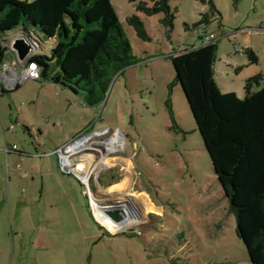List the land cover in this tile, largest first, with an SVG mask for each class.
I'll list each match as a JSON object with an SVG mask.
<instances>
[{
    "label": "rangeland",
    "instance_id": "rangeland-1",
    "mask_svg": "<svg viewBox=\"0 0 264 264\" xmlns=\"http://www.w3.org/2000/svg\"><path fill=\"white\" fill-rule=\"evenodd\" d=\"M213 1L217 11L210 14L201 0H170L176 17L167 33L163 14L148 16L130 0H112L139 61L112 81L99 105H88L84 90L46 80L29 79L18 90L0 94L3 113L12 109V122L20 119L10 132L11 145L34 154L41 145L38 155L52 159L57 145L92 135L83 156L93 161L91 192L69 180L63 187L71 193L42 195V181L37 185L16 172L4 181L3 195L11 203L18 235L13 231V239L2 243L0 264H250L236 216L176 81L172 56L200 46L202 35L214 33L215 79L221 90L243 98L247 79L258 74L263 79L253 90L261 89L264 32L256 33V27L260 22L264 26V0ZM133 14L143 19L150 41L128 24ZM36 34L45 51L54 47V39L44 40L40 30ZM247 47L258 62L250 61ZM117 132L120 148L109 144ZM22 157L17 171L23 174L32 171V161L44 159ZM92 192L105 208L116 203L127 207L132 201L150 206L141 221L115 232L95 219Z\"/></svg>",
    "mask_w": 264,
    "mask_h": 264
},
{
    "label": "trees",
    "instance_id": "trees-1",
    "mask_svg": "<svg viewBox=\"0 0 264 264\" xmlns=\"http://www.w3.org/2000/svg\"><path fill=\"white\" fill-rule=\"evenodd\" d=\"M130 1L148 16L163 14L162 25L167 33L173 30L176 10L170 0ZM201 1L209 5L210 14L217 11L213 0ZM127 22L142 40H151L139 14L128 16ZM36 30L44 40H55L48 52H43L45 42ZM15 34L33 40L37 47L29 57L40 69L36 80L84 90L90 106L103 103L112 81L139 61L112 0H0V69L12 53L6 43ZM217 52L213 40L173 55L176 81L183 86L236 216L237 234L248 249L250 264H264V87L253 90L263 76L247 79L243 98L223 92L215 79ZM244 52L251 62H258L254 50L247 47Z\"/></svg>",
    "mask_w": 264,
    "mask_h": 264
},
{
    "label": "crops",
    "instance_id": "crops-1",
    "mask_svg": "<svg viewBox=\"0 0 264 264\" xmlns=\"http://www.w3.org/2000/svg\"><path fill=\"white\" fill-rule=\"evenodd\" d=\"M262 32H264V26H262V23L260 22L258 26L256 27V33L261 34ZM43 49H44L43 52H48V51H45L46 50L45 47H43ZM7 60H10L13 65L14 64L16 65L15 57L13 54H11ZM28 80H26L24 83H26ZM46 81H51V80H46ZM21 85L14 90H18L21 87ZM0 87L2 89L0 94L2 95V93L3 94L5 93L3 91L4 87L3 86H0ZM8 91H12V90H8ZM10 110L11 111L9 113L4 114L3 110L0 108V254H2V249H1L3 246L2 243L6 240V238L13 239V236H12L13 231H15V233L18 235V230H15L14 225H13V220L11 217V214H12L11 203L10 201L5 200L4 195H3L4 194L3 193V183L4 181L9 180V178L11 179L12 173L16 172V177L18 178L25 177L29 179L30 181L31 180L34 181L35 183H37V185H39L40 181H42L41 182V190H42L41 194L42 195L44 194L46 195L49 193L55 196L57 194L58 196V194L60 193H63L65 195L71 193L69 189H67L66 187L65 188L63 187V184L65 181L69 183L68 182L69 180L71 181L76 180L82 184V182L74 174L68 171H65L61 168L59 157L57 155L54 157L52 156L53 157L52 159L48 157L49 155L39 156L38 155L40 153L39 149L42 148L41 145L39 148H37L36 154L30 153L27 150L22 151L19 148H15V149L13 148V146L16 144L11 145L10 132L11 130L15 129V123L16 124L19 123L20 119L16 118L17 122H12V120L14 119V113L12 112V109ZM7 117L10 118V121L8 120ZM24 124L27 125V127L29 128V124H27L26 122ZM38 129L42 130L40 127ZM57 147H59V145H57L56 148ZM22 156H28L25 158H29V159L30 158H35V159L44 158V159L38 160L36 162L32 161L31 164H33L34 166L31 169L35 174L32 173V171L30 173L23 174L21 172L18 173L17 171V169L21 167V162L24 160L23 159L24 157ZM45 157H48L50 159L48 158L46 159ZM92 162L93 161L89 160V163H88L91 169H92L91 167ZM38 178H40V180ZM72 206L75 207L76 205L73 204L72 202ZM15 214L17 217V211L15 212ZM8 215H9V218H8ZM21 220L22 219H16V223H18L19 225V223H22ZM29 221H32V220H29Z\"/></svg>",
    "mask_w": 264,
    "mask_h": 264
},
{
    "label": "built area",
    "instance_id": "built-area-1",
    "mask_svg": "<svg viewBox=\"0 0 264 264\" xmlns=\"http://www.w3.org/2000/svg\"><path fill=\"white\" fill-rule=\"evenodd\" d=\"M17 36L20 35H13L6 43L12 50L11 54H13L15 57L16 65H13L10 60H6L0 69V84L6 90H14L28 79H39L41 77L40 69L37 63L34 61L29 62V57L37 52V47L35 46L33 40H30V44L32 46L31 54L26 61H21L11 46L12 40ZM215 38L216 36L214 33L205 34L202 38V44L210 43L211 41L215 40ZM91 139L92 135L84 137L79 135L62 146L57 147L53 152L59 157L61 168L74 174L90 192L91 188L89 181V171L91 168L89 167L90 165H87L89 163V159L83 156V150ZM13 148L15 149L17 146L14 145ZM92 212L95 217L93 202Z\"/></svg>",
    "mask_w": 264,
    "mask_h": 264
},
{
    "label": "bare ground",
    "instance_id": "bare-ground-1",
    "mask_svg": "<svg viewBox=\"0 0 264 264\" xmlns=\"http://www.w3.org/2000/svg\"><path fill=\"white\" fill-rule=\"evenodd\" d=\"M109 144L115 148H120L122 146L123 140L118 132L111 140H109ZM128 193L131 197L136 198L137 196L135 192ZM91 195L93 200L95 217L101 223L105 224L108 228L115 231L121 230L124 226L128 225L129 223H134L136 218L142 217L143 213L145 211H148V207L150 206V203H148L147 201H139L138 203L136 202V204H133L132 201V203L127 204V207H125L122 203H116L118 206L114 204L113 207L110 205V208H105L104 205L97 200L93 193H91ZM109 211L116 212L119 218L115 219L113 216H111Z\"/></svg>",
    "mask_w": 264,
    "mask_h": 264
},
{
    "label": "water",
    "instance_id": "water-1",
    "mask_svg": "<svg viewBox=\"0 0 264 264\" xmlns=\"http://www.w3.org/2000/svg\"><path fill=\"white\" fill-rule=\"evenodd\" d=\"M11 46H12V49L16 52L18 58L21 61H26L28 59L29 55L31 54V51H32V46H31L30 42L23 35L15 37L12 40ZM109 213L115 219L119 218V216H118V214L116 212L109 211Z\"/></svg>",
    "mask_w": 264,
    "mask_h": 264
}]
</instances>
